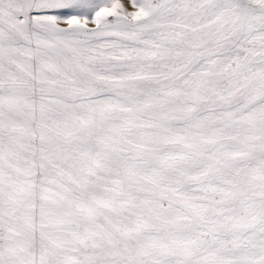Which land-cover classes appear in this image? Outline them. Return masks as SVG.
I'll list each match as a JSON object with an SVG mask.
<instances>
[{
    "label": "snow or ice",
    "instance_id": "obj_1",
    "mask_svg": "<svg viewBox=\"0 0 264 264\" xmlns=\"http://www.w3.org/2000/svg\"><path fill=\"white\" fill-rule=\"evenodd\" d=\"M0 264H264V0H0Z\"/></svg>",
    "mask_w": 264,
    "mask_h": 264
}]
</instances>
